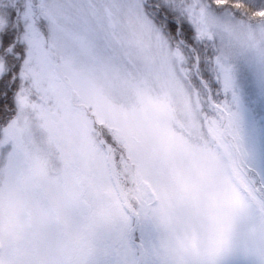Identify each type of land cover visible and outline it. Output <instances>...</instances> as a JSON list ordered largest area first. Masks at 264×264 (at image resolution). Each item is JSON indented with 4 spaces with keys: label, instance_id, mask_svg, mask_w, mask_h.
<instances>
[{
    "label": "snow or ice",
    "instance_id": "snow-or-ice-1",
    "mask_svg": "<svg viewBox=\"0 0 264 264\" xmlns=\"http://www.w3.org/2000/svg\"><path fill=\"white\" fill-rule=\"evenodd\" d=\"M0 264H264V0H0Z\"/></svg>",
    "mask_w": 264,
    "mask_h": 264
}]
</instances>
